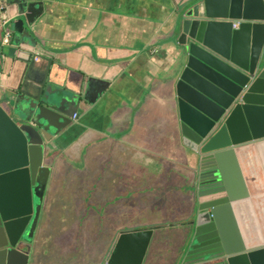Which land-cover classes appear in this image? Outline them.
<instances>
[{
  "label": "water",
  "instance_id": "1",
  "mask_svg": "<svg viewBox=\"0 0 264 264\" xmlns=\"http://www.w3.org/2000/svg\"><path fill=\"white\" fill-rule=\"evenodd\" d=\"M49 7L48 0H0V38L13 34L8 46L0 39V264H28L50 175L45 157L88 101L87 91L62 88L48 71L31 79L25 70L10 85L11 60L51 57L39 39ZM169 27V80L193 163L191 212L174 234L121 233L106 264H147L157 236L177 234V263L264 264V234L237 155L252 145L264 152V0H184ZM254 238L261 242L250 245Z\"/></svg>",
  "mask_w": 264,
  "mask_h": 264
},
{
  "label": "crops",
  "instance_id": "2",
  "mask_svg": "<svg viewBox=\"0 0 264 264\" xmlns=\"http://www.w3.org/2000/svg\"><path fill=\"white\" fill-rule=\"evenodd\" d=\"M48 1L38 36L51 57L11 60L10 85L25 70L31 79L48 71L62 88L87 91L88 101L45 157L50 175L28 264H85L82 255H61L67 238L89 254L105 244L106 257L121 233L174 234L188 222L193 163L182 141L165 37L184 0ZM240 164L249 178L246 160ZM181 239L157 236L147 264H169L172 254L177 264Z\"/></svg>",
  "mask_w": 264,
  "mask_h": 264
},
{
  "label": "flooded vegetation",
  "instance_id": "3",
  "mask_svg": "<svg viewBox=\"0 0 264 264\" xmlns=\"http://www.w3.org/2000/svg\"><path fill=\"white\" fill-rule=\"evenodd\" d=\"M239 25H240V21L236 22L233 25V28L237 29L239 27ZM12 38H13V34H12ZM12 38H11L8 45L11 44ZM0 39L2 41L3 35L1 36ZM8 45H5V46H8ZM74 116H76V118L74 119V117H73V119H72L73 122L77 120L78 113L75 114ZM241 151H243V153H240ZM237 155L239 158V162L243 158L246 160L247 172L249 174L250 179L248 177H247V179L245 178L244 172H243V175H244V178L246 180V183H247V186L249 189L250 197L252 199L255 198L253 201L254 202V208H255V212H256L259 224L261 226L262 232L264 234V204L263 205H257V203H256V197L262 196V195L263 196L258 201L264 203V174H263V171H262V174L260 171V166L264 167V152L260 154L261 155V157H260V155L257 152V150L255 149L254 145H252V146H245V147L238 149ZM258 242H261V241L259 239H255V238L252 241V243H254V244H257ZM104 259L105 260L102 264H106L107 256ZM168 262H169V264L175 263L174 262V254L170 255ZM181 262L182 261H179L177 264H181Z\"/></svg>",
  "mask_w": 264,
  "mask_h": 264
},
{
  "label": "rangeland",
  "instance_id": "4",
  "mask_svg": "<svg viewBox=\"0 0 264 264\" xmlns=\"http://www.w3.org/2000/svg\"><path fill=\"white\" fill-rule=\"evenodd\" d=\"M67 239H69L68 243L62 245V247L65 248V249L60 252L63 257L66 256L67 258H71L73 253H75V254H77V256H81L82 255L81 258H82V261L85 264H87V259H95L97 256H98V260H99L98 262L100 264H102L104 262V260H105L104 258L105 257H103V256H104V246H105V244L101 243L98 255L96 254V251H93L92 253L89 254V253L86 252V247H85V250H83V251H81V249H83L82 247H78V246L76 247L75 246L76 247V249H75V247L72 246L71 238L69 237ZM79 242L80 241L78 240L77 244H79Z\"/></svg>",
  "mask_w": 264,
  "mask_h": 264
},
{
  "label": "built area",
  "instance_id": "5",
  "mask_svg": "<svg viewBox=\"0 0 264 264\" xmlns=\"http://www.w3.org/2000/svg\"><path fill=\"white\" fill-rule=\"evenodd\" d=\"M12 38V32L9 30H5V32L3 33V39L1 41L2 45H8L10 40ZM76 118V116H74V119ZM263 196V195H262ZM262 196H258L256 197V203L257 205H263L264 203L259 202L258 200L262 197Z\"/></svg>",
  "mask_w": 264,
  "mask_h": 264
}]
</instances>
